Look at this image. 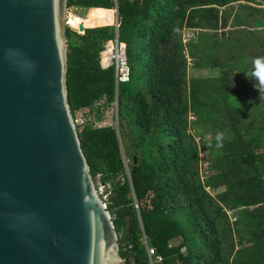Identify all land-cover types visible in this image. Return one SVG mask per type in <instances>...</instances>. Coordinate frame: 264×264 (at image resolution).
Returning a JSON list of instances; mask_svg holds the SVG:
<instances>
[{"label":"trees","instance_id":"16d2710c","mask_svg":"<svg viewBox=\"0 0 264 264\" xmlns=\"http://www.w3.org/2000/svg\"><path fill=\"white\" fill-rule=\"evenodd\" d=\"M92 9L116 12L118 27L90 24L105 17ZM69 10L88 17L85 25L76 21L65 29L72 117L88 108L100 122L117 102L118 120L131 124L141 152L128 178L113 126L76 128L95 186H109L103 203L124 264H150L144 238L162 258L156 264H264V125L249 128L251 137L244 140L238 118L243 109L230 108L226 100L221 105L224 96L207 84L215 78H188L187 60L197 56V43L183 42L184 30L224 38L228 29L227 39L234 23L262 30L264 0H67ZM116 37L125 45L129 68L128 81L117 87L113 67L103 70L99 63L105 43ZM210 65L226 88V65ZM224 110L234 112L233 136L224 140L214 173L202 180L188 115Z\"/></svg>","mask_w":264,"mask_h":264},{"label":"water","instance_id":"95a60500","mask_svg":"<svg viewBox=\"0 0 264 264\" xmlns=\"http://www.w3.org/2000/svg\"><path fill=\"white\" fill-rule=\"evenodd\" d=\"M66 10L0 0V264L125 263L68 104Z\"/></svg>","mask_w":264,"mask_h":264},{"label":"rangeland","instance_id":"374dc122","mask_svg":"<svg viewBox=\"0 0 264 264\" xmlns=\"http://www.w3.org/2000/svg\"><path fill=\"white\" fill-rule=\"evenodd\" d=\"M237 9V5H234L229 11H232V14H234ZM247 12L254 13L251 9H248ZM85 17V13L75 14L72 10H69L66 12V25L73 26V23L76 21L79 24L85 25L84 22L88 18ZM113 17L115 20L114 24H116V12L113 13ZM90 24L100 23L92 22ZM229 24L233 23L230 21ZM232 29H234V34L230 39L225 37L226 34H229L228 29L225 30L224 38L216 36L218 33L215 35V33L207 31H183L184 44L188 46L197 43L195 51L198 53L193 60L188 58L187 75L188 78H199L201 80H207V78L217 79L207 84L209 87L219 89V95L224 96L220 100L223 107H225L223 100H226L230 108L241 107L243 109L238 118L240 120V127L244 128L242 132L244 140H247L251 137L250 133H246V131H249V128L264 125V119L262 118L264 116V89L259 88V86L255 88V81L247 79L244 74L251 70L253 58L264 56V47L258 46V43L264 46V27L262 30H259L253 28L251 24L238 25L234 23ZM212 60L226 65V74L224 75L225 82L227 83L226 88L223 87L221 80L218 81L221 75L216 69L211 67ZM210 94L213 93L210 92ZM233 113V110H224L220 115H214L209 111L201 114L189 112L188 132L194 138L199 151L198 168L202 180H205L210 174L214 173L215 169L212 168V165L224 150L223 147H216V133L223 132L225 139L233 136L229 121V115ZM96 123V127L113 126L115 128L125 164V174L129 178L132 159L139 158L141 152L140 149L135 147L134 130L131 124L118 120L117 102L110 105L103 113L102 121ZM74 124L76 128L83 126L81 123L74 122ZM209 192L214 194L213 191ZM227 215L230 221L233 222V212L227 210ZM179 241L180 239H176L172 242L175 244Z\"/></svg>","mask_w":264,"mask_h":264},{"label":"built area","instance_id":"2783aa9c","mask_svg":"<svg viewBox=\"0 0 264 264\" xmlns=\"http://www.w3.org/2000/svg\"><path fill=\"white\" fill-rule=\"evenodd\" d=\"M114 25L117 28L118 22H116V24ZM125 51V45L121 44L118 41V38L116 37L114 41H109L105 43L104 48L99 56V63L101 69L106 70L110 67H113L116 87L119 85V83H124L128 81L129 78V68L127 65ZM72 120L73 123H81L83 124V126L86 124L97 126L96 120L94 118V113L91 112L88 108H82L75 111L74 118L72 117ZM83 126L79 129H82ZM106 188H109V186H103L102 184H99L98 187H96L102 200L106 199V196L103 195ZM134 208L136 210L138 209L136 203H134ZM143 243L146 247V252L150 264L160 263L162 261V258L156 254L155 250L152 247L148 246L145 238L143 239Z\"/></svg>","mask_w":264,"mask_h":264},{"label":"clouds","instance_id":"9594fccd","mask_svg":"<svg viewBox=\"0 0 264 264\" xmlns=\"http://www.w3.org/2000/svg\"><path fill=\"white\" fill-rule=\"evenodd\" d=\"M247 79L255 81L254 87L264 89V56H257L252 60V68L250 71L244 73ZM216 147L222 148L224 146L225 134L223 132L216 133Z\"/></svg>","mask_w":264,"mask_h":264},{"label":"crops","instance_id":"0c3cea01","mask_svg":"<svg viewBox=\"0 0 264 264\" xmlns=\"http://www.w3.org/2000/svg\"><path fill=\"white\" fill-rule=\"evenodd\" d=\"M92 10L105 12V17H104L103 22H99L100 24H93V25L114 24L115 20L113 17V11L112 10H104V9H92ZM89 11H91V10H89Z\"/></svg>","mask_w":264,"mask_h":264}]
</instances>
